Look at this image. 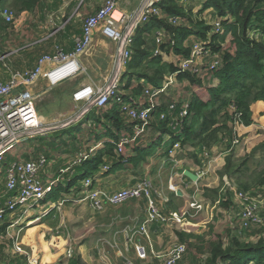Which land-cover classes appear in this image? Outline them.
<instances>
[{
    "label": "crops",
    "instance_id": "0c3cea01",
    "mask_svg": "<svg viewBox=\"0 0 264 264\" xmlns=\"http://www.w3.org/2000/svg\"><path fill=\"white\" fill-rule=\"evenodd\" d=\"M86 1L88 0H41L39 6L33 11L23 12L16 16L13 24L8 25L4 22H0V58L2 59L0 60V82L8 81L10 76L15 72L33 69L37 60L44 55H55L57 51H62L65 54L70 53L74 48V39L81 34V27L84 20L96 11L104 0L94 5V7L89 10H87ZM138 1L139 0H122L119 3V9L130 12L136 7ZM189 5V11L193 15H198L202 8L203 1L193 0ZM189 5L180 6L187 8ZM187 10L188 9H185L184 11L187 12ZM162 14L163 19L153 18L150 21H163L167 23L165 19L167 15H165L163 11ZM198 17L208 25H211L214 19L218 18L214 11L210 9L205 10L199 14ZM167 24L170 26L169 23ZM159 30H164L165 32L163 42L159 47L161 50V55H159V57L162 59L163 63L173 65L178 56H175L171 52H167L166 44L169 42V34L165 28L160 27L144 34L148 39L149 51L154 54L157 48L155 34ZM194 37L195 36H191L187 39L183 43V46L187 48L189 46L190 49L192 41L197 40L194 39ZM231 41V36L229 34L225 35V41L222 43L223 47L225 49L233 48V45L231 46ZM162 45L166 46L162 48ZM115 52L116 46L105 39L100 29H97L93 34L91 49L80 59V63L85 69V74H87V79L84 80L80 86L85 84H101L110 73ZM209 61L210 59L208 58L206 62L208 63ZM48 68L49 66L46 65L44 70ZM74 79L75 78L66 80L53 88H49L47 82L40 79L32 84L29 89L36 99L40 97L45 98L49 92L61 86H66L67 84L71 92V88H74L78 84H72ZM205 80H207V82L211 80L208 88L215 87L216 81L212 78L211 74H206L203 83L199 85L192 84L187 80L179 81L176 78L174 85L169 87L165 94L159 95L156 100L160 105L164 106L170 101L181 102L182 105L194 96L206 102L208 100V88L205 89V87H203V84L206 82ZM41 84H43L42 89H39ZM197 89H204V92H201L202 94H197ZM47 105H50L49 101ZM78 105V107H81L80 104ZM162 109H164V107H162ZM91 111L95 112L90 113L91 115L89 114L90 118L86 117L85 120L82 121L85 122V124H88V122L91 123V126H86L84 124L76 130V136L78 135V138L80 139L81 137L82 139L80 143L78 142L77 144L74 138L64 136L60 140L54 141L51 147H46L45 150H43L42 146L44 143H32V145L27 140L17 145L8 156L12 159L10 162L31 161L38 159L40 156H44L46 150L49 151V154L46 155L48 165L41 171L40 177L45 187L50 183H54L52 189H60V193L56 195V203L53 204L52 207H49V209L42 211V214H46H43L33 222L44 225L46 227L45 232H48V234H46L50 239L54 237L63 239L60 250L65 251L67 247L73 248L75 256L69 261H64L62 264H73L75 259L80 260L82 264H151L153 258L158 259L157 257L161 256L160 254L172 246L163 250L162 244L164 240H167V236L170 237V242L173 243L174 238L178 239L177 237H181L182 235H190L189 238L182 236L185 240L182 244L187 245L186 243H188L191 247L196 246L192 254L197 257H203L200 256L201 252H197L196 248L206 241L191 235L192 233H183V229L175 228V230L164 231L160 228L163 226L168 227V225H162L159 222H153L147 227L146 233L148 238L141 233L135 232L131 234V237L133 235L132 240H129L130 233L125 230L132 227L138 231L142 223L147 219L148 208L145 198L128 200L126 203L119 206L106 205L101 212H94L86 201H82L84 194L82 182L87 178L82 179L83 175L79 172L81 164L74 165L77 156L80 153L87 152L90 147H93L92 145H99L95 151H100L107 142L115 143L123 134L132 135L131 127L128 126L127 130H123L122 128L125 127L123 124L119 130H112L110 128L109 134L105 136V132L100 129V124L97 121L100 112L96 109H92ZM43 117L46 120H51L47 115H43ZM73 127L74 126L70 128ZM262 127H264L262 124L251 125L249 127L239 126L238 133L244 136L241 142L244 143L245 140L247 141L245 138L246 135L247 137H252V132L254 130L256 131L258 128L262 129ZM113 136L118 137L117 140H114L112 138ZM144 136L145 137L142 140H138L136 144L127 147V155L131 162L123 165L118 161L117 157H114L110 161L108 160L104 165H109L111 170L109 172L98 171L94 176H91V179H93V187L105 193L113 194L122 189L131 187L144 178H149L153 182L152 201L160 214L168 216L170 213H175L176 211H172L170 208L181 200H184L186 205L189 206H193V201H197L202 205L205 201L203 190L216 188L219 185V177L212 169H209L210 167L208 168L209 170H206L207 164L210 159H214L212 157L217 151L221 150L220 148L223 145H227L231 141L226 137H220L218 142L211 145L210 148H204L202 146L199 148H193L191 146L185 148L181 147L180 152L184 151L185 155L182 156L183 158L175 160L174 166L168 169L163 162L169 159L167 158V149L169 148L170 140L168 141L166 137L160 132H157L155 128L149 133L147 132ZM84 140L87 144V148L82 144ZM223 140H225V142H223ZM258 142L259 141L256 140V143ZM153 148L155 150H153ZM241 148L235 149V154L239 151L243 152L245 148ZM221 151L224 150L222 149ZM141 152L147 153V155H143ZM204 153L205 155L206 153L208 154L207 158L204 157ZM220 160L221 158L218 159L217 162ZM61 162H63V167L59 168L58 166ZM211 164L215 165V163ZM197 168L205 170H203L204 177L199 183L201 190L197 188L199 194H197L195 190L191 193L193 189L192 185L185 177L181 176V174L184 175L186 171L196 173L198 170ZM61 171H64V173H61ZM60 174H63V176H60ZM3 184V179L0 178V188ZM178 188L179 190L177 194H175V200L169 199L167 201V197L171 195L168 190L172 191V189ZM228 195L229 202L234 206V211H238L239 207L235 205L232 193L229 192ZM46 198L44 202H46ZM61 202H63V204L58 206ZM200 208L196 210H200ZM231 208L232 206L230 207L229 204L226 209L230 210ZM19 210L12 216L7 217L6 223H10V221L17 216L16 214L18 212L19 214L23 213L22 210ZM48 223L51 224L47 226ZM188 223L189 227L200 228V222L198 221L192 219ZM226 228L227 231L224 233V237L232 235V229H230L229 226ZM193 233H199V230L196 229ZM241 233L238 234L236 232L235 236L241 235ZM128 241L131 243L128 244ZM141 250L142 254L139 252ZM186 255L190 258V261L192 260L194 263L193 260H195L196 257L189 255L188 251H186L183 260L179 264H185L184 259H186ZM158 260V264H160L161 261L160 259ZM59 263L61 264V262Z\"/></svg>",
    "mask_w": 264,
    "mask_h": 264
},
{
    "label": "built area",
    "instance_id": "2783aa9c",
    "mask_svg": "<svg viewBox=\"0 0 264 264\" xmlns=\"http://www.w3.org/2000/svg\"><path fill=\"white\" fill-rule=\"evenodd\" d=\"M121 1L104 0L101 6L84 20L81 34L74 39V48L70 53L65 54L62 51H57L55 55H44L37 60L33 69L15 72L8 81L0 82V178L4 182L0 188V228L6 224L7 217L15 214L17 210L20 209L24 213L23 208L26 205L32 203L29 205L32 207L29 208H33L44 201L54 185V183H50L45 187L41 180L40 173L48 165V160L43 156L31 161L6 162L7 154L11 153L17 145L42 135L49 130L37 115L35 108L36 97L30 92L29 87L38 80L43 79L47 82L49 88H53L66 80L76 78L85 73L80 59L91 49L93 34L97 29H100L105 39L116 46L110 73L103 84L79 86L72 94V100L74 103L84 107L81 110V115L87 113L90 109H96L97 111L105 109L111 104L121 107L126 119L133 123V133L132 135L123 134L120 136L119 141L115 145L117 155H125L127 144L133 143L137 140V137L146 134L152 110L160 106L156 99L159 95L165 94L168 88L174 85L176 82L175 76L182 73L197 74V69L200 68L198 63L203 61L202 63H205V65L201 67L208 69L207 72L201 75V78L204 79V75L211 74L219 66L218 55H211L206 51L201 41H192L187 58L176 57L177 60L173 64L177 68L176 73L165 77L160 88H154L149 83L141 80L139 83L143 86L144 98L138 100V103L130 104V107L125 106L124 103L126 101L119 91L120 80L124 73V68H126L133 54L132 45L136 32L153 18L163 19L160 4L164 0H139L136 7L130 12L119 9ZM192 1L179 0L178 2L175 1V3L183 5ZM0 18L8 25L13 24L15 20V13L10 7L2 5L1 1ZM165 19L172 27H177L183 23V20H180L177 16H166ZM210 26L212 27V34L218 36L225 34L221 18L214 19ZM164 35V30H159L155 34L157 44V48L154 51L155 56L161 55L159 47L163 42ZM171 44L173 45L174 42H171ZM205 57L210 59L208 63L204 62ZM0 60L2 59L0 58ZM46 65L49 68L44 70ZM176 104L177 102L172 101V104L169 105L170 113ZM187 107L188 105L180 109L181 111L176 116H173L172 113L169 115L162 114L160 120L166 121L168 127L175 129L174 127L180 123V118L187 115ZM236 126L241 125L235 121L232 129ZM238 144L239 140L234 132V138L227 145L232 147ZM179 145V143L174 144V151L180 148ZM98 146L95 145L89 148L86 154L80 153L74 165L82 164L88 160ZM204 157L207 158L208 154L206 153L205 155L204 153ZM212 158L214 159H210L207 168L210 167L209 164L216 163L218 160L216 157ZM110 170L111 167L109 165H104L100 168L101 172H109ZM61 173H64V171H61ZM194 175L197 178L196 183L204 177L203 171L196 172ZM182 176L185 177L184 175ZM188 182L191 185L193 183L190 180ZM82 184L84 189L82 201H86L94 212H101L106 205L115 206L132 199H146L148 208L147 219L142 223L138 231L132 227L125 230L130 233V241L133 237V235L131 237V234L135 232L141 233L148 238L147 227L153 222H159L160 224L168 223L171 220L177 223L181 222V218L175 213H170L169 216L160 214L152 201L153 184L149 178H144L131 187L113 194L95 190L92 180L85 179ZM227 186L228 191L233 195L235 205L239 207L236 215L238 221V230L236 232L240 234L239 230L246 231L256 227H263L264 217L262 216L261 219H258L255 215V199L244 193V191L236 190L233 185L227 184ZM262 192L264 194V189ZM174 193L177 194L176 191ZM61 204L63 202L59 203L58 206H61ZM8 213L10 216H7ZM18 224L19 220H16L9 224L7 228L15 229ZM14 249L19 251L16 243H14ZM186 251V245L178 243L172 245L164 254L157 258L160 259V264H179L183 260ZM139 252L142 254V250ZM73 256V248L67 247L63 253L64 261H69ZM29 264H37V262H29Z\"/></svg>",
    "mask_w": 264,
    "mask_h": 264
},
{
    "label": "trees",
    "instance_id": "16d2710c",
    "mask_svg": "<svg viewBox=\"0 0 264 264\" xmlns=\"http://www.w3.org/2000/svg\"><path fill=\"white\" fill-rule=\"evenodd\" d=\"M0 1L2 5L10 7L15 13V17L23 12L33 11L41 2V0ZM202 1L203 5L198 15H193L189 11L190 7L184 8L177 5L175 0H164L160 4L165 15L177 16L184 23L172 27L163 21H150L140 27L132 45L133 54L126 66L127 79L120 83L119 87L120 94L126 103H138V100L144 98V89L139 83L141 80L155 88H160L165 75L176 73L175 66L163 63L159 56H154L149 51L148 39L144 34L160 27L165 28L169 34V42L166 44L167 52H171L175 56L187 58L190 49L189 46L188 48L184 47L183 43L191 36H195L194 39L201 41L206 51L211 55H218L219 66L211 72L216 85L207 89L208 100L203 102L195 96L188 100L187 115L180 118V123L174 127L175 129L168 127L166 121L160 120V116L171 113L176 116L181 111V102H177L171 113L169 105L172 104V101L166 106L160 105L152 110L147 132L149 133L155 128L163 135L168 134L171 145L179 143L182 148L188 146L210 148L211 145L218 142L220 137H226L231 141L234 137L232 125L235 121L244 127L264 125V0ZM185 9H188L187 12L184 11ZM208 9L214 11L216 16L222 19L225 29L224 36L212 34L209 38L212 27L198 17ZM0 22H3L1 18ZM227 34L231 36L233 45L231 49H225L222 45ZM171 42L174 44L172 45ZM166 45H162V48ZM207 59L208 57H205L204 62ZM207 71L208 69L200 67L197 69V74L182 73L175 78L179 81L187 80L192 84L199 85L203 83L201 75ZM133 82L135 85H132ZM99 112L97 121L100 124V129L105 132V136L109 134L110 128L119 130L123 124L125 125L123 130H127L128 126L132 129L133 123L126 119L119 105L111 104ZM144 137V135L137 137L135 143L127 144L126 148L136 144ZM112 138L117 140L118 137L113 136ZM117 142H107L102 150L95 151L88 160L81 164L79 172L83 175L82 179L94 176L108 160L110 161L114 157H117L123 165L131 162L128 153L117 155L114 149ZM153 150L155 149L153 148ZM258 151L263 152L264 157V142L255 148L252 154L255 155ZM48 152L47 150L44 152L43 157L46 159ZM141 154L147 155L143 152ZM231 167H233V163L231 158H228L220 177L230 175L229 178L235 176L241 181L243 175L241 169L230 171ZM263 180L255 182L256 185H264ZM238 186L241 187L240 184ZM246 188L243 187L244 190H247ZM59 190L53 188L49 194ZM174 198L176 197L174 196ZM221 206L226 209L228 203L222 202ZM261 228L246 230L238 237L233 234L229 235L225 241L217 238L209 244L204 264H264V234L258 233L260 237L255 243L247 241L249 237L258 236L255 229L264 232V228ZM4 230L5 227L0 228V236ZM182 236L189 238L190 235ZM182 236L179 238L180 243L184 242ZM73 264L82 263L75 259Z\"/></svg>",
    "mask_w": 264,
    "mask_h": 264
},
{
    "label": "rangeland",
    "instance_id": "374dc122",
    "mask_svg": "<svg viewBox=\"0 0 264 264\" xmlns=\"http://www.w3.org/2000/svg\"><path fill=\"white\" fill-rule=\"evenodd\" d=\"M101 1L103 0L86 1L87 10L94 7V5L101 3ZM175 1L178 2L179 0H175ZM183 5L188 6L189 3L183 4ZM211 35L212 33L209 34V38L211 37ZM202 62L203 61H200L198 63V67L205 65V63H202ZM126 71H127L126 68H124V73L120 80L121 83L125 82L127 79V76L125 75ZM165 76L168 77V75H165ZM86 79H87V74L83 73L79 75L78 77H76L74 81H72V84L78 83L79 85L77 84L74 88L72 87L71 92L69 91V85L67 84L66 86L65 85L61 86L60 88H57L56 90L49 92V94L45 96V98L40 97L39 99H36L35 108H36L37 115L42 118L41 121L44 123V126L48 128L49 130L44 132L42 135H38L34 137L33 139H29L28 141L30 142V144L32 143L39 144L42 142L44 143L42 146V149L45 150L46 147H51L54 141H58L64 136H67L68 138H74V141L77 144L78 142L79 143L81 142L82 140L81 137L79 139L78 135L76 136V130H78L81 126H83L85 122H82V121H84L86 117H89L90 113L92 112L94 113L95 111H91L92 109H90L87 113L81 115V110L84 107H78L79 106L78 104L76 103L74 104L72 100V94L75 92V90L79 88L80 84H82V82H84V80ZM205 81L206 82L205 84H203V87L207 89L209 84L211 83V80H209L208 82L207 80ZM103 82L101 84H103ZM42 85L43 84H41L39 89H42ZM133 85H135V82H133ZM201 92H204V89L202 90L197 89V94H202ZM48 101L50 105H47ZM124 105L127 107H130L129 103H124ZM187 105H188V101L183 103L180 106V109L185 108V106ZM43 115H47V117L50 118L51 120L44 119ZM85 125L91 126V123L88 122V124L86 123ZM72 126L74 127L70 128ZM238 127L239 126H236L232 130L235 132V136L238 138L239 144L232 146V147H230V145L228 146L223 145L220 149L221 150L223 149L224 151L219 150L213 156V157H216L217 159L221 158V160L219 161V165L217 162L215 163V165L209 164L210 165L209 169H212L215 172V174L219 177L218 187L210 188L208 190L207 189L203 190V196H204L205 201L202 203V205H200V203L197 201L192 202L193 206L186 205L184 200L176 202V204L173 207H171L170 210L176 211L175 214L181 218V222L177 223L171 220L168 223L162 224V225H168V227L163 226L162 228H160V229H163L164 231L175 230V228L183 229L184 230L183 233H187V234L192 233L191 235H194L197 238L203 239L204 241H206L201 246H198L196 248L197 252H201V254H203V255L200 254V256H203V257H199V256L197 257L193 255L192 254L193 249H195L196 246L191 247L188 243H186L187 244L186 246L188 247L187 251L189 255L196 257V258L195 260H193L194 261L193 263L192 260L190 261V258L187 256L188 255L187 254L185 257L186 259H184L185 264H189V263L190 264H204L206 255H207V252L210 246L209 244L212 243L217 238L225 241V238L228 237V236L224 237L225 236L224 233L227 231V228H226L227 226H229V228L232 229L233 235H235L236 230H238V227H237L238 221H237L236 215L239 210L234 211V206L232 205V203L229 202V195H228L229 191H228L227 184L233 185L236 190L244 191V193H247L248 195H250V197H253L255 199V204H256V210H255L256 217L258 219H261L262 216L264 217V194L262 192V190L264 189L263 188L264 185L262 184L263 186H260V185H256L255 183V182L260 181L261 179H264V174H262V172L264 171V157H263V152L261 151L256 152L255 155L252 154V151L264 142V127H262V129L258 128L256 131L254 130L252 132V137H247L246 135L245 138L247 139V141L245 140L244 143L241 142L242 139H244V136L238 133ZM132 133H133V130H132ZM164 136L169 137L168 134ZM166 139L169 141V138H166ZM256 140L259 142L256 143ZM82 144L87 148V144L85 140L82 141ZM174 144L169 145V148L167 149L168 150L167 158L169 159L163 162L168 169H171V167L174 166L175 160H179L183 158L182 156L185 155L184 151L180 152L181 151L180 145H179L180 148L174 151V147H173ZM241 147L245 148L243 152L239 151L237 154H235L234 150L241 148ZM84 153L86 154V152ZM10 154H7V158H6V162L8 163L12 161V159L8 157ZM125 154H127V151H125ZM228 158H231V161L233 163V167H231L230 171H234L237 168L241 169L243 173L240 179L241 181H239L237 177L235 176L234 177L232 176L233 178H229L230 175L229 176L223 175L222 177H220V173H222V170L225 167L226 159ZM62 164L63 162H61L58 167L59 168L63 167ZM197 169L198 170L196 172H202L204 170V169L202 170V168H197ZM207 169L208 168L206 167V170ZM182 175L183 174H181V176ZM60 176H63V174H60ZM86 180L90 181L93 179L88 178ZM201 180L202 179L197 181V183L196 182L192 183L193 189L191 190V193L193 192V190H195L196 193L199 194L197 188L201 190L199 186V183ZM239 184L241 187L238 186ZM243 187H247L246 188L247 190H244ZM94 189L98 191H102L96 187H94ZM178 190L179 188L172 189V191L168 190L170 191L169 193L171 195L167 197L168 198L167 201L169 199L175 200L174 196L176 197V195L174 192L176 191L177 193ZM213 191H217V192L214 193ZM58 193H60V191H55L53 194H49V196H47L46 198V202H44L45 201L44 200L38 203L37 206L33 208H29V207H32V206H29L32 203L26 205L23 208L24 213L19 214L18 212L16 214L17 216L15 215L16 217L12 221H10V223H6L2 226V227H5V230L3 234L0 236V264H29V262H34V261H36L37 264H50V263L60 264L59 262H61L62 264L64 262V257H63L64 251L60 250L63 244V239L62 238L60 239L57 237L50 239L49 236L47 235L48 232L47 231L45 232L46 227L42 225L41 223L33 222L35 219H38L39 217H41L43 214L44 215L46 214V213L42 214V211L49 209V207H52V205L56 203L55 202L57 200L56 195ZM177 198H180V197H177ZM222 202L229 203L230 207L232 206V208L230 210L223 209L221 206ZM195 207H197L198 209L200 208V210H196L197 208ZM33 213H40V214H33ZM7 216H10V214L8 213ZM191 216L195 218H192ZM18 219H20L19 224L15 229L7 228L9 224L15 222V220H18ZM192 219L194 221L200 222V226H199L200 228H192L188 226L189 225L188 222H190ZM50 224L51 223H48L47 226ZM262 228H264V226ZM7 229L9 230L7 231ZM196 229L199 230V233H193V231H195ZM261 231L263 230L255 229V233H257V235L258 233L264 234V232H261ZM241 232H244V230H239V233ZM237 236H240V235H237ZM259 237L260 235L249 237L247 241H250L251 243H255ZM177 238L178 239L174 238L173 243H172L170 242L171 241L170 237L167 236V240H164L162 244L163 250H166L167 248H169V246L173 244H178L179 243L178 240L180 237H177ZM14 243H16V247L19 249V251L14 249ZM127 243L129 244L131 242L128 241ZM158 263H159V260L156 258H153L151 260V264H158Z\"/></svg>",
    "mask_w": 264,
    "mask_h": 264
},
{
    "label": "water",
    "instance_id": "95a60500",
    "mask_svg": "<svg viewBox=\"0 0 264 264\" xmlns=\"http://www.w3.org/2000/svg\"><path fill=\"white\" fill-rule=\"evenodd\" d=\"M184 176H185L188 180H190V181H192V182H196V180H197L196 175H194V173H191V172H188V171L184 172Z\"/></svg>",
    "mask_w": 264,
    "mask_h": 264
}]
</instances>
